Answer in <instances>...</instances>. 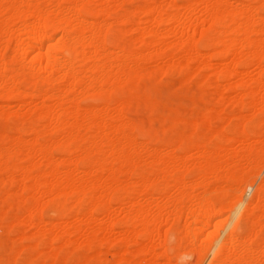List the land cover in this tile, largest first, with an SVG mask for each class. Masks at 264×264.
<instances>
[{
	"label": "bare ground",
	"instance_id": "obj_1",
	"mask_svg": "<svg viewBox=\"0 0 264 264\" xmlns=\"http://www.w3.org/2000/svg\"><path fill=\"white\" fill-rule=\"evenodd\" d=\"M182 1L151 0L116 12V21L130 23L128 32L141 41L140 49L131 50L116 40L109 47L103 27L128 0H0V99L19 107L3 105L0 114L25 120L16 135L0 134V180L14 187L0 195V240L3 222L13 218L36 227L18 237L35 240V258L49 264H174L162 235L167 225L176 233L172 249L178 255L187 248L193 264H264V175L256 187H247L254 189L251 196L244 188L264 168V0ZM197 36L211 52L197 49ZM166 45L179 51L165 53ZM7 47L10 60L2 56ZM160 57L186 76L210 68L211 84L220 90L215 96L224 105H210L193 119L178 108L164 130L181 128L175 133L179 142L169 137L155 146L138 139L134 122H124L121 107L128 99L111 102L108 93L132 77L139 80ZM21 68L63 86L51 93L28 90L18 77ZM87 95L106 102L82 106L80 98ZM226 103L233 106L231 114L224 112ZM214 118L221 123L213 124ZM20 159L28 162L21 165ZM193 167L188 178L185 172ZM82 203L70 221L47 223L39 215L45 204L62 210ZM15 206L23 209L21 218L11 213ZM113 234L125 242L116 253L110 250L118 241ZM86 246L90 253L70 257ZM33 262L32 254L27 264Z\"/></svg>",
	"mask_w": 264,
	"mask_h": 264
},
{
	"label": "rangeland",
	"instance_id": "obj_2",
	"mask_svg": "<svg viewBox=\"0 0 264 264\" xmlns=\"http://www.w3.org/2000/svg\"><path fill=\"white\" fill-rule=\"evenodd\" d=\"M148 1H151V0H133V1L132 0H128V2H126L125 4L121 5L120 7L118 6V9H116V11L113 12V14H111L113 16L111 17V15H109L107 17V19H110L109 21H112L111 19L114 17V15H115L116 12H119V11L124 12L129 7H134L135 8V6H136V8H137V6H138L140 8V6L141 7L144 6V4L146 2H148ZM239 1H241V0H239ZM177 2H178L179 5L183 3L182 0H177ZM84 5L86 7H90L92 5V3L91 2H88V1L87 2L85 1ZM113 19H115V17ZM109 21H106V23L107 22L108 23L106 24V26H103L106 29L105 37H106L107 44H108L109 47L110 46L112 47V43H114V41L116 40V42H117L118 45H119L120 42L124 44V45L123 44H120L119 46H121V47H127L128 49H131V50H138V49L141 48V45H142L141 44V41L138 40V39H134L135 35L128 32L129 31V27H130V23H128V22H117L116 19H115L113 21H116L115 23H118V24H115V23H111L110 24ZM108 24H110V25H108ZM126 24H128V25H126ZM107 26H108V28H106ZM114 37H116V38L114 39ZM132 37H133L134 40L132 39ZM197 37H198L197 38L198 40L196 39L197 40V42H196L197 49L199 51H201L202 53H209V52H206V51H210L211 52L212 48L206 47L205 40L202 37H199V36H197ZM148 38H151V37L150 36H147L146 39H148ZM109 40H110V42H109ZM137 41H139V42H137ZM168 46H170V45H168ZM168 46L166 45V48L164 46V52L165 53H172V52L173 53H176V52L179 51L178 48L175 47V46H172V45L170 47H168ZM3 49L4 50H2V56L6 60L12 59V55H11L12 54V52H11L12 51V48L11 47H7V48H3ZM6 51H7V53H6ZM10 52H11V54H10ZM163 60H164L163 57L157 58L154 62H152L150 68H147V70L146 69H143L140 72V75L141 74L142 75L141 76L140 75L138 76V77H140L138 79L141 80V81L133 79V78H137V77H132V79L129 82L127 81L125 83V85H122V87H121V85H120V87L118 85V86H116L118 88H116V89L114 88L113 91H111L110 93H108L111 96L110 97V100H109L111 102H114L115 99H118L116 101H119V99H121L122 101H123V99H125V101H126L128 99L129 102L126 101L127 103L125 104V107H124V105L121 107V110L124 113L125 118H127V121L124 120V122H126V123L128 122V124H130V122L131 123L134 122L136 124V127L134 128V132H135V134L137 133L136 135H137L138 139L139 140L149 139V140H151L153 142V144L155 146H157V145L162 146L163 145L162 144L163 143L162 141L166 140L169 137H172L174 139L176 138L175 139V142L178 141L177 140L178 139L177 138L178 137L177 136L178 134L176 135L175 133L176 132H179V130L181 131L182 130L181 128L180 129L179 128L178 129L175 128V129L169 130L170 132L164 130V127H165L166 123L169 124V123H171L174 120V118L176 116L175 110H177L178 108H179L178 109L179 112L182 114L181 116H184V117L189 118V119H193L194 117H197V115H200V112L202 113L204 111H207L209 108H211L213 106L214 107L216 106V108H220L219 105H221L222 107L224 105L223 104L224 101H221L220 96H218V95L215 96L216 95L215 90L217 88L215 86H213V84H211L212 81H213V79H211V78L213 76L211 75V72H210L211 69L210 68H206V69L205 68H202V69H199V71L193 70L192 72H194V71H197V72L195 74H193L191 72L192 75H193V77L189 76L191 74L190 73L189 75H187V76L191 77V78H189V77L186 76V72L187 71H185L183 69H179L177 66H175L173 64L172 65L170 64L171 66L164 65L163 63H166L167 64V62H166V60H165V62H163ZM161 62H163V63H161ZM161 64H162V66H161ZM166 67H167V69H165ZM169 67H172L174 69L171 68L169 70ZM24 68H21L19 70V76L18 77H20V78L22 77L23 78V79L21 78V80L19 79L20 80V83L22 85H25L28 90H31L32 89V90H34V92L36 91V93H40L42 91L43 92L44 91L49 92L51 90H52V92H54V91H56V90L59 89L58 88L59 86H61V87L63 86V83L62 82H59V81H55V82H53V81L52 82H49V81L46 82L47 80L46 81L45 80H42L41 81L39 78H37V77L35 78L34 76H31V74H28L29 73L28 70H27V72H26V70L24 71L23 70ZM177 68L179 69V71L177 70ZM250 69H252V68H250ZM175 70H177V71H175ZM204 71H206V72L209 71L210 74H208L207 77H206V74L207 73L204 74L205 73ZM185 76L187 78H189L188 81H187V79H185ZM203 77L205 78V80L203 79ZM33 78H35L36 80L33 79ZM183 79H185V80H183ZM137 82H138V85L135 86L137 84ZM209 83H210V85H209ZM223 84H224V82H223ZM43 87H45V88H43ZM140 88H141V91L142 92L140 91ZM117 89H119L117 91V92H120L119 94L115 91ZM122 89H124L126 91L125 94H124L125 91H123ZM216 91L218 93L220 90L217 89ZM49 93H51V92H49ZM228 93H229V95H232L233 94V91L227 90L226 91L227 96H229ZM152 94H154L155 96H153ZM121 95H122V97H121ZM214 96L216 97L215 100H214ZM89 97H91V98H89ZM112 97H114V98H112ZM102 99H104V98L103 97L101 98V96H91V95L88 96L87 95V99L84 98V96H82L80 98V103H81L82 106H85V107L86 106H91V105H95V106L97 105V107H99V106H101L102 103H105L106 102V101H103ZM219 101H221L223 103L219 104L218 103ZM225 101L228 102L227 100H225ZM7 103H8V105H7ZM15 103H17V102L13 101L12 99H0V106H1L0 108H2L3 105L4 106L6 105L8 108L10 107L9 109H11V111L12 110L13 111L14 110H18L19 109L18 103L17 104H15ZM229 104L230 103H226L223 109H224V112L225 113H227L229 111L228 113L231 114L230 112H232L234 109H233V106L231 104L230 105ZM210 105H212V106L209 107ZM245 110L246 111H249V109H247V108H245ZM193 112H194V115L196 114V116L193 115ZM22 119H24V118L22 116H18V115H16V116H14V115H8V116H6L5 115L4 116V115H1L0 114V134H1V132H3L1 136L6 135V134H7V136H9L10 134L11 135L12 134L13 135H16L25 126V120L22 121ZM128 119H129L130 122L128 121ZM145 121H147V122H145ZM138 122L139 123L140 122L141 123L143 122V124L141 125V123L139 124ZM146 123H147V125H146ZM215 123H216V125L220 124L221 123L220 118H214L213 119V124H215ZM15 126H16V128H15ZM21 126H22V128H21ZM160 127H161V129H160ZM19 128H20V130H19ZM141 129H142V131H140ZM150 130H151V132H150ZM159 131L162 134L159 133ZM5 132H6V134H4ZM151 135L153 136L152 139H151ZM58 136H59V134H57V132H54V133L51 134V137H55L56 139L59 138ZM147 137H150V138H147ZM175 144H174V148L177 146L178 143L176 145ZM52 152H53V155L56 156L57 158L61 157L60 155L62 153H61V151L59 149H57V147L56 148L53 147L52 148ZM175 152L180 154V152H178V150H176ZM191 153L192 152H188V153H185V155L184 154L183 155L186 157L187 156L186 154H188V155L190 154L191 155ZM37 158H39V157H37ZM84 161H86V159ZM27 162L28 161L26 159H20L19 160V163L21 165H22V163L25 165ZM259 168H262V166H260ZM193 170H196V169L193 167V169L190 168L189 170H187V172H185V174H186V176H188V178H190L189 175H191V173L193 172ZM260 171H259L258 168L256 169V171L254 172L255 174H253L251 176V179H252V177L254 178V179H252V180H254L253 181L254 183L253 182L251 183V179H250V182H248V183H251L252 185L246 183L247 185L245 184L244 185V188H247L248 186L250 188L251 187H253V188L256 187V185L259 183V181L261 180L262 176L264 175L263 174L264 173V168H263V170L260 169ZM187 173H188V175H187ZM192 177H193V174H192L191 178ZM257 180H258V182H257ZM6 182L4 180H0V191L1 190L3 191V192L1 191L0 195L2 193L4 194L5 192L11 190V188H14L13 185H11L10 183H6ZM252 189H248L249 192L251 190V192L249 193V196L252 195V192H253ZM213 193L214 192H212V194ZM212 196L216 198L218 196V193H215V195L213 194ZM140 200L142 201V199H140ZM2 207H3V205L0 204V211L1 212H2V209H3ZM5 207L6 206H4V208ZM83 207H85L84 203H82L80 206H77V205L71 206V205H69V208L68 209H66L67 207H65L62 210H57L52 205L45 204V206H43L42 209L40 210V214L39 215H40V217L42 219H44V221L45 220H47V221L49 220L48 221L49 223L51 222L50 220L55 221L58 217H60L62 220L64 219L66 221V219H67V221H70L69 218L70 217L72 218V216H74L77 213H79L80 212V209L83 208ZM15 208L16 209H14V207H13L12 210H11L12 211L11 213L13 214L14 217L15 216L20 217L21 215L22 216L24 215V211H22L23 209L21 210L19 208V212H18V207L15 206ZM46 208H48V209H46ZM53 209H55V210H53ZM44 215H45V217H44ZM222 218H220V219L222 220ZM10 219H12V221H13V218H9V219H6L3 222L5 228H3V230H2L3 231V234H2V240H0V245L1 246L5 245V246H3V247L0 248V264H25V263L27 264V259L29 260L32 254H33V259L35 260V262L37 264H43V263L44 264H49L50 261H51L50 259L43 260V258H38V257L35 258V256H38L37 255L38 253H36L37 251H35V250L32 249V246H33L32 241H33V243H35V240H26L25 241V240H23L22 236L20 238L18 237L19 234H20V232H21L20 235H23L22 234V231H23V233L27 232V235L29 234V232L35 233L34 230L36 229V227L35 226H31V225L28 226L27 223H25V224L22 225L21 223H23V222H21V220H20V222H21L20 223V222H18L19 220H16L15 221V219H14V221L12 223V221ZM224 219L222 221H224ZM6 221H8V222H6ZM47 221H45V222H47ZM10 224H11V228H10ZM26 224H27V226H26L27 228L25 227ZM6 226H9V227H6ZM166 226L167 225H165V228H164V226L162 227L163 228L162 229V235L163 234L167 235V243H168V247H169V256L171 257V260L173 261V263L174 264H193V262H195L194 261L195 260V256L193 255V253H191L189 251L185 252L187 250V248H186L185 251L183 250L184 251L183 252L182 249H184L185 247L184 248L182 247L180 249V251H182V253H179L178 255L172 249V244L176 241V233L174 231L170 230V228H167L168 226L167 227ZM47 227H49V226H47ZM243 227H244V225H243ZM12 228H13V230H12ZM164 229H165V232L166 233L165 232L163 233ZM115 234L112 235V238H114V240L117 239L118 241H116L113 244V246L110 247V250L113 253H116L115 251H117L118 249L123 248L124 247V243H125L120 238H117V236L114 237ZM3 236L5 238H3ZM21 238H22V240H21ZM30 241H31V243H30ZM3 242H4V244H3ZM23 246H25V250H24ZM133 246L135 247L134 244H130V247H131L130 249H133ZM20 247L23 248V249H21ZM18 248H20V252L18 251ZM13 249H17V250H13ZM159 249L160 248H158L157 250L159 251ZM113 250H115V251H113ZM15 251L17 253L18 252L19 253H18V256L16 255L14 257V254H15L14 252ZM90 252L91 251L86 246V247H84L81 250L74 251L73 252L74 254H72L70 257L71 258H73V257L77 258L80 254H88ZM75 253H76V255H75ZM19 255L20 256L22 255V257H20ZM29 255H30V257H29ZM23 256H25V257H23ZM75 258H73V259L75 260ZM36 263L33 262V263H30V264H36ZM84 263H86V262H83V264ZM87 264H92V263L89 261V262H87Z\"/></svg>",
	"mask_w": 264,
	"mask_h": 264
}]
</instances>
